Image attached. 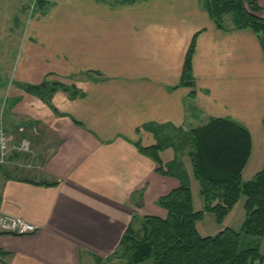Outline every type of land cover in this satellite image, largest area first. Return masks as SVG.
I'll return each instance as SVG.
<instances>
[{"label":"crops","instance_id":"crops-1","mask_svg":"<svg viewBox=\"0 0 264 264\" xmlns=\"http://www.w3.org/2000/svg\"><path fill=\"white\" fill-rule=\"evenodd\" d=\"M59 1L31 23L12 77L0 82V124L10 135L0 214L38 226L0 230V264H98L130 224L165 217L158 200L180 181L139 151L137 142H156L144 125L187 131L232 119L252 140L243 179L264 166V34L262 41L225 15L218 26L201 0ZM257 2L264 18V0ZM194 37L193 82L181 83ZM44 80L82 94L58 89L56 111L24 88ZM161 156L167 163L175 151ZM183 161L200 210L189 156Z\"/></svg>","mask_w":264,"mask_h":264},{"label":"trees","instance_id":"trees-1","mask_svg":"<svg viewBox=\"0 0 264 264\" xmlns=\"http://www.w3.org/2000/svg\"><path fill=\"white\" fill-rule=\"evenodd\" d=\"M44 0H40L42 3ZM135 0H121L133 2ZM209 15L222 26L224 15L233 17L236 27L251 28L262 39L264 18L259 16L257 0H201ZM195 37L187 51L181 83L191 84ZM24 88L38 95L54 110L52 96L62 89L70 97L82 94L74 85L47 80ZM264 124V120H263ZM156 142L136 143L139 151L152 158L157 171L179 179L180 185L158 200L167 210L161 217L145 214L140 228L132 224L123 233L114 252L98 258V264L113 259L138 264L152 259L154 264H264L261 244L264 239V166L250 180L243 179V169L252 148L249 130L228 118H211L207 123L184 131L167 125L147 124ZM139 130V129H138ZM173 148L174 158L165 163L161 152ZM189 156L193 176L200 185L204 206L195 210L190 178L183 161ZM242 196L246 197L245 219L240 229L225 227L214 235L203 236L197 228L206 212L214 213L222 223Z\"/></svg>","mask_w":264,"mask_h":264},{"label":"rangeland","instance_id":"rangeland-1","mask_svg":"<svg viewBox=\"0 0 264 264\" xmlns=\"http://www.w3.org/2000/svg\"><path fill=\"white\" fill-rule=\"evenodd\" d=\"M109 3H118L121 0H105ZM60 6V1L44 0H0V82L6 77L8 82L14 72V65L16 56L24 43V38L31 23L37 17L44 14L47 10L48 13L52 11L53 6ZM231 18L230 14H227ZM9 79V80H8ZM8 80V81H7ZM3 112V109L1 108ZM2 114V113H1ZM193 193L195 199V207L198 209L203 203L200 195V185L198 180L194 179ZM246 197L242 196L235 206L234 210L226 217V226L234 229H240L245 219V203ZM199 232L203 236L214 235L221 230V226L216 221L214 213L208 212L204 218L199 221ZM261 253L264 257V239L261 244ZM105 264H126V261H119L113 259L110 263ZM138 264H154L152 259L146 260Z\"/></svg>","mask_w":264,"mask_h":264},{"label":"built area","instance_id":"built-area-1","mask_svg":"<svg viewBox=\"0 0 264 264\" xmlns=\"http://www.w3.org/2000/svg\"><path fill=\"white\" fill-rule=\"evenodd\" d=\"M10 135L4 125L0 124V163L5 162L8 148H9ZM22 147L27 145L26 139L22 140ZM38 229L35 223L28 222L14 215L7 213L0 214V230L3 232L14 234H28L33 233Z\"/></svg>","mask_w":264,"mask_h":264}]
</instances>
